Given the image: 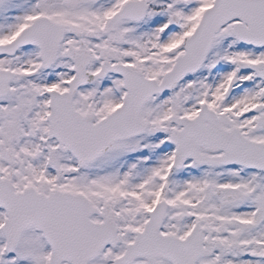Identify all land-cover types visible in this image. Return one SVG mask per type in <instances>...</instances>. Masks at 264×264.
<instances>
[{
    "label": "snow or ice",
    "instance_id": "snow-or-ice-1",
    "mask_svg": "<svg viewBox=\"0 0 264 264\" xmlns=\"http://www.w3.org/2000/svg\"><path fill=\"white\" fill-rule=\"evenodd\" d=\"M0 264H264V0H0Z\"/></svg>",
    "mask_w": 264,
    "mask_h": 264
}]
</instances>
